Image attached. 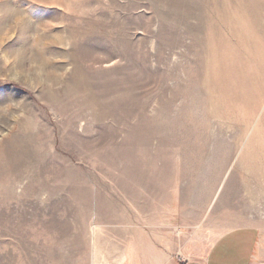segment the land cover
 Instances as JSON below:
<instances>
[{
	"label": "rangeland",
	"instance_id": "rangeland-1",
	"mask_svg": "<svg viewBox=\"0 0 264 264\" xmlns=\"http://www.w3.org/2000/svg\"><path fill=\"white\" fill-rule=\"evenodd\" d=\"M264 246V0H0V264H206Z\"/></svg>",
	"mask_w": 264,
	"mask_h": 264
},
{
	"label": "crops",
	"instance_id": "crops-1",
	"mask_svg": "<svg viewBox=\"0 0 264 264\" xmlns=\"http://www.w3.org/2000/svg\"><path fill=\"white\" fill-rule=\"evenodd\" d=\"M261 231L239 226L222 234L211 247L206 264H264Z\"/></svg>",
	"mask_w": 264,
	"mask_h": 264
}]
</instances>
